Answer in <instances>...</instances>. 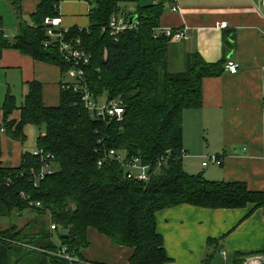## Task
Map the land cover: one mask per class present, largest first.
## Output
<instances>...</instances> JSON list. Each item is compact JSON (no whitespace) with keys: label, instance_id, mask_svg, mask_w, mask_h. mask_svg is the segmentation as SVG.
Instances as JSON below:
<instances>
[{"label":"trees","instance_id":"1","mask_svg":"<svg viewBox=\"0 0 264 264\" xmlns=\"http://www.w3.org/2000/svg\"><path fill=\"white\" fill-rule=\"evenodd\" d=\"M6 1L15 10L17 26L6 39L0 15V55L4 49L18 51L58 67L64 79L71 64L63 59L58 45H45L49 38L44 20L58 15V0H41L29 16L30 23L22 19L17 0ZM118 2L89 0L88 28H69L64 39L78 40L89 54L84 84L97 102L103 98V102L119 103L123 108L119 121L92 118L67 81L60 84L57 106H44L37 81L27 84L19 108L12 96L5 97L4 130L23 143L27 126L42 128L35 149L53 156L54 171L34 185L30 172L39 170L40 160L32 153H23L15 168L0 163V218L10 222L0 229V264H68L51 255L57 248L55 236L67 253L83 260L89 231L106 237L113 246L131 248L128 264H166L170 259L156 231L155 216L180 205L210 210L252 206L243 219L260 209L264 220V191L249 190L243 182L209 181L201 174L186 173L183 167V112L200 108L202 80L223 74L224 63L208 64L192 53L183 72H168L171 39L154 36L163 3L138 6L133 14L135 26L113 35L108 23L119 12ZM16 109L19 119H10ZM109 150L123 153L128 161L138 159L148 168V180L128 179L121 164L106 157ZM28 201L39 202L41 208L28 207ZM25 211L31 217L19 228L15 221ZM49 222L57 227L55 233L49 231ZM59 230H68L65 239ZM206 247L201 264H212L218 241L208 239ZM258 256L264 259V250L236 252L231 264Z\"/></svg>","mask_w":264,"mask_h":264},{"label":"crops","instance_id":"2","mask_svg":"<svg viewBox=\"0 0 264 264\" xmlns=\"http://www.w3.org/2000/svg\"><path fill=\"white\" fill-rule=\"evenodd\" d=\"M40 1L17 0L25 22L30 23L29 16ZM118 1V14L132 16L138 6L163 3L159 28L184 30V39L170 40L167 45L168 72H183L187 56L192 53L208 64L225 65L231 60L238 66L236 74L224 71L220 76L204 78L200 108L183 112V167L186 173L201 174L209 181L243 182L249 190L264 191V7L259 0ZM172 6L177 7L176 12L171 11ZM14 11L8 1L0 0L2 33L8 40L11 37L7 31L16 30L17 26ZM89 11V0H58V15L64 28L87 29ZM5 14L14 20L11 27L5 24ZM221 23L226 26L219 27ZM32 81L42 85L44 106L58 105L60 84L64 82L58 67L34 61L12 49L2 50L0 163L4 168L19 166L22 154L32 153L38 135L43 134L40 131L29 142L25 133L26 140L22 143L13 140L3 126L5 97L12 96L19 108L27 84ZM19 116L16 109L10 119L18 120ZM212 156L219 158L220 163L208 162L215 167L213 170L208 169V164L203 167L202 163ZM192 162L197 163L195 170L191 169ZM251 210L252 206L210 210L180 205L157 212L156 231L162 236L163 248L170 259L166 264H201L208 239L217 240L218 248H223L222 254L231 256L236 252L264 250L263 212L254 210L243 219ZM88 240L89 246L81 252L84 261L128 264L131 248L113 246L94 231H89Z\"/></svg>","mask_w":264,"mask_h":264},{"label":"built area","instance_id":"3","mask_svg":"<svg viewBox=\"0 0 264 264\" xmlns=\"http://www.w3.org/2000/svg\"><path fill=\"white\" fill-rule=\"evenodd\" d=\"M260 6L264 7V0H259ZM171 11L176 12L177 7L172 6ZM129 19L121 14H113L110 17L108 23V29L111 34L116 35L118 33L123 32L126 29H131L135 26L136 20H134L132 25H129ZM221 28L226 26L225 23H221L218 25ZM44 28L47 37L49 38V42L55 43L59 46V50L62 53V57L65 61L71 64V67L65 73V78L67 82L70 84L67 87H72L74 92H78L80 94V99L83 104V107L89 112L90 116L95 119H100L106 122H110L112 120L119 121L123 114V108L116 101L110 102H97L93 96L90 94L88 89L84 84V67L88 64L89 54H87L80 46L79 41L75 42L66 41L64 36L67 34V28H64L61 25V20L59 15L55 17H47L44 20ZM159 35H163L166 38H170L171 40H181L185 38L184 30L165 28L160 29L159 27L155 29L154 36L157 37ZM224 71L229 74H236L238 71V66L231 60H228L224 65ZM33 156L38 157L40 160V168L38 171L31 170L30 174L34 180V185L37 184L39 180H42L47 174H50L54 171L53 169V156L50 154H45L41 149H35L32 152ZM106 157L110 160H115L119 162L121 166L124 168L126 177L128 179L136 180V181H147L149 176L147 173V167L140 164L138 159L126 160L125 155L123 153H118L115 150H109L106 154ZM208 162L219 164L220 160L217 157H209L207 161L202 163V166L205 167ZM102 162H98V165H101ZM20 196L26 200V196L23 193ZM28 207L30 208H41V204L39 202H27ZM49 221V216H46ZM57 227L55 224L49 222V231L51 233H55ZM56 236L54 237V243L56 244V251L52 252L51 255L57 259H61L68 264H94L91 262H87L84 260H80L71 256L67 253L65 247L59 246V241L56 242ZM224 255V254H222Z\"/></svg>","mask_w":264,"mask_h":264},{"label":"rangeland","instance_id":"4","mask_svg":"<svg viewBox=\"0 0 264 264\" xmlns=\"http://www.w3.org/2000/svg\"><path fill=\"white\" fill-rule=\"evenodd\" d=\"M123 1L128 2L129 0H123ZM4 19H5V24L7 25V27H11L10 24L14 23V20L8 14H5ZM14 30L15 29L11 28L10 30L7 31L8 34L10 35V37L13 35V31ZM62 81H67V79L64 78V79H62ZM99 103H103V98L99 100ZM42 130H43L42 128L39 129V128H36V127H27L25 133H26V135L28 137V141L30 142V140H32V137L35 134H39V132L42 131ZM198 164L200 166V161L198 162ZM183 165H185L184 160H183ZM196 165H197L196 162H192L191 169L195 170L196 167H197ZM208 166H209L208 169H211V170H213L215 168L211 164H208ZM188 167H190V166H188ZM29 214H30L29 211H26V213H23L22 217L17 218V220L15 221V224L19 228L23 227L25 224H27L29 218L31 217ZM9 223L10 222H9V220L7 218H0V229H3L4 227H6ZM1 237L2 236L0 235V238ZM55 240H56V242H58L57 241L58 240L57 237L55 238ZM222 252H223V248H219V250L217 251V253H216V255H215L214 259H213L212 264H231L232 256L230 254L226 255L225 253H224V255H222ZM254 258L255 257L245 258L243 264H250ZM262 260H263V257H260L259 259H254L253 262L256 263V264H259V262H261Z\"/></svg>","mask_w":264,"mask_h":264},{"label":"water","instance_id":"5","mask_svg":"<svg viewBox=\"0 0 264 264\" xmlns=\"http://www.w3.org/2000/svg\"><path fill=\"white\" fill-rule=\"evenodd\" d=\"M135 19H136L135 16L130 17L129 25H132ZM13 34H15V31H13ZM59 235L60 238L65 239L68 235V230H59ZM259 264H264V259L261 262H259Z\"/></svg>","mask_w":264,"mask_h":264},{"label":"bare ground","instance_id":"6","mask_svg":"<svg viewBox=\"0 0 264 264\" xmlns=\"http://www.w3.org/2000/svg\"><path fill=\"white\" fill-rule=\"evenodd\" d=\"M252 264H256V263L253 262Z\"/></svg>","mask_w":264,"mask_h":264}]
</instances>
